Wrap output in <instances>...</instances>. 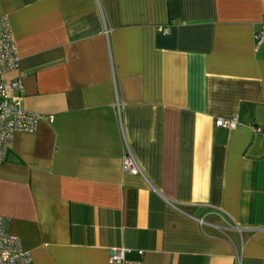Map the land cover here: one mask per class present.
<instances>
[{"label":"crops","instance_id":"obj_1","mask_svg":"<svg viewBox=\"0 0 264 264\" xmlns=\"http://www.w3.org/2000/svg\"><path fill=\"white\" fill-rule=\"evenodd\" d=\"M262 16L264 0H0L19 58L6 78L41 115L0 163V217L32 264L120 247L264 264Z\"/></svg>","mask_w":264,"mask_h":264},{"label":"built area","instance_id":"obj_2","mask_svg":"<svg viewBox=\"0 0 264 264\" xmlns=\"http://www.w3.org/2000/svg\"><path fill=\"white\" fill-rule=\"evenodd\" d=\"M164 32H168L165 28ZM255 44L264 43V16L261 29L254 36ZM19 66V58L11 35L8 21L0 17V163L4 160L9 145L16 132H32L41 118L40 114L29 112L21 107L20 90L22 89L21 74L8 80L6 75ZM216 126L234 129L241 125L236 117L217 119ZM255 133L264 138V125H254ZM122 168L129 174H141L133 157L127 151L122 161ZM201 221V220H200ZM202 222V221H201ZM129 249L112 248L108 264H141L138 259H128ZM138 255L141 251H136ZM0 264H32L30 255L22 248L17 236L7 230V220L0 217Z\"/></svg>","mask_w":264,"mask_h":264},{"label":"water","instance_id":"obj_3","mask_svg":"<svg viewBox=\"0 0 264 264\" xmlns=\"http://www.w3.org/2000/svg\"><path fill=\"white\" fill-rule=\"evenodd\" d=\"M198 214V211H196L195 213H194V215L196 216Z\"/></svg>","mask_w":264,"mask_h":264}]
</instances>
